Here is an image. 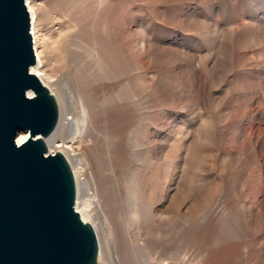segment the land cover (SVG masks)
I'll use <instances>...</instances> for the list:
<instances>
[{
	"label": "rangeland",
	"instance_id": "rangeland-1",
	"mask_svg": "<svg viewBox=\"0 0 264 264\" xmlns=\"http://www.w3.org/2000/svg\"><path fill=\"white\" fill-rule=\"evenodd\" d=\"M30 5L98 264H264V0Z\"/></svg>",
	"mask_w": 264,
	"mask_h": 264
},
{
	"label": "water",
	"instance_id": "water-1",
	"mask_svg": "<svg viewBox=\"0 0 264 264\" xmlns=\"http://www.w3.org/2000/svg\"><path fill=\"white\" fill-rule=\"evenodd\" d=\"M36 63L27 0H0V264H98L73 170L63 153H49L60 109L31 72Z\"/></svg>",
	"mask_w": 264,
	"mask_h": 264
},
{
	"label": "bare ground",
	"instance_id": "bare-ground-1",
	"mask_svg": "<svg viewBox=\"0 0 264 264\" xmlns=\"http://www.w3.org/2000/svg\"><path fill=\"white\" fill-rule=\"evenodd\" d=\"M30 1L31 0H27V3H28V7L30 8V16L32 15V19H33V21H34V15H36L35 13H34V11H32V9H31V5H30ZM35 18H36V16H35ZM31 25H32V23H31ZM35 21L33 22V29L31 28V33H33V41L35 42V54H36V60H37V63H36V65L35 66H33L32 68H31V70H32V72H33V74L35 73V75L37 76H39V77H41V75L40 74H38L39 72H41L42 70H43V68H44V62H43V60H42V57H41V54L39 53V51L37 50V37H36V35H35ZM37 76V77H38ZM38 77V78H39ZM40 79V78H39ZM47 79H48V81H50V82H52L53 83V85H54V87L56 88V91L57 92H60V94H61V97L63 98V100L65 101L64 103H66V104H68L69 105V103L70 102H73V100H74V97H75V94H74V89L73 88H70V87H68V86H65V85H61V83L58 81V80H55V78H53V77H51V76H48L47 77ZM41 80V79H40ZM42 81V80H41ZM45 82V81H44ZM46 83V82H45ZM44 84V83H43ZM45 85V84H44ZM46 86V85H45ZM48 87V86H47ZM49 88V87H48ZM50 89V88H49ZM51 91V90H50ZM52 92V91H51ZM53 93V92H52ZM55 95V94H54ZM56 97V96H55ZM56 100H57V97H56ZM57 102H58V100H57ZM58 105H59V102H58ZM79 107H80V110H81V120L80 121H75V120H73V119H70L68 116L70 115H67V117L64 115L65 113L63 112V114H62V116H61V108H60V105H59V109H60V122H59V125H58V128H57V130H56V132L54 133V135L53 136H51L49 139H47L46 140V142H47V145H48V148H49V146H50V148L51 147H53L55 144H57L58 142H60L61 140H62V137H61V133H62V131L64 130V129H68V126L69 125H73L74 127H75V129H74V135H78V136H81L86 130H87V128H88V124H89V115H88V112H87V110H86V108H85V104H84V102H83V100L82 99H79ZM67 110H69V107H68V109ZM70 112V111H69ZM62 117V118H61ZM75 137V136H74ZM29 138V134L28 133H25V134H22V135H20L19 136V138H18V140H17V142H18V144H22V143H24L27 139ZM62 153V152H61ZM64 154V153H63ZM65 155V154H64ZM65 157L67 158V156L65 155ZM67 160H68V158H67ZM68 162H69V160H68ZM69 164H70V162H69ZM70 166H71V164H70ZM71 168H72V166H71ZM72 170H73V168H72ZM78 170V169H77ZM76 172V171H75ZM73 173H74V171H73ZM77 173V172H76ZM83 175V170L81 169L80 170V174H79V171H78V175ZM74 176H75V173H74ZM75 179H76V176H75ZM77 179H79V178H77ZM76 183H77V180H76ZM77 191H78V194H79V188H78V184H77ZM77 198H78V196H77ZM79 207V206H78ZM87 205L86 204H84V214H82L83 215V217L82 218H84L85 220H87L86 218L87 217H90L91 216V214H90V212L87 210ZM83 212V211H82ZM81 215V216H82ZM83 219V220H84ZM84 220V221H85ZM96 221H98V223L96 222ZM96 224H97V226L98 227H100V229H102L103 231H105V232H108V233H110V235H111V233H113L114 232V225L109 221V219L106 217V216H104L103 214H100L99 215V218L98 219H96ZM85 222H87V221H85ZM95 224V223H94ZM93 225V224H92ZM94 227V226H93ZM109 227H110V229H109ZM95 228V227H94ZM96 230V229H95ZM97 232V231H96ZM98 234V233H97ZM98 237H99V235H98ZM101 256V255H100Z\"/></svg>",
	"mask_w": 264,
	"mask_h": 264
}]
</instances>
